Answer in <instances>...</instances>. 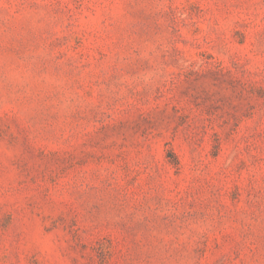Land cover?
Segmentation results:
<instances>
[{"label": "rangeland", "instance_id": "rangeland-1", "mask_svg": "<svg viewBox=\"0 0 264 264\" xmlns=\"http://www.w3.org/2000/svg\"><path fill=\"white\" fill-rule=\"evenodd\" d=\"M0 264H264V0H0Z\"/></svg>", "mask_w": 264, "mask_h": 264}]
</instances>
